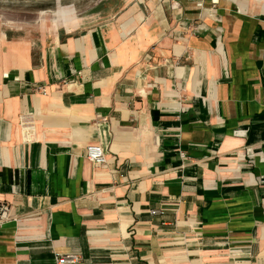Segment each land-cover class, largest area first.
<instances>
[{"label": "crops", "instance_id": "1", "mask_svg": "<svg viewBox=\"0 0 264 264\" xmlns=\"http://www.w3.org/2000/svg\"><path fill=\"white\" fill-rule=\"evenodd\" d=\"M0 200V264H264V0L1 21Z\"/></svg>", "mask_w": 264, "mask_h": 264}, {"label": "water", "instance_id": "2", "mask_svg": "<svg viewBox=\"0 0 264 264\" xmlns=\"http://www.w3.org/2000/svg\"><path fill=\"white\" fill-rule=\"evenodd\" d=\"M109 0H0V22L48 24L96 12Z\"/></svg>", "mask_w": 264, "mask_h": 264}, {"label": "built area", "instance_id": "3", "mask_svg": "<svg viewBox=\"0 0 264 264\" xmlns=\"http://www.w3.org/2000/svg\"><path fill=\"white\" fill-rule=\"evenodd\" d=\"M35 89H38L40 92L45 93V89L43 87H36ZM86 152L85 157L94 164L101 165L105 162V155L103 148L99 146L96 143H90L85 146ZM181 156L185 157V153L181 152ZM151 213H160V210L158 209H152L150 210ZM19 218L15 215H11L9 213V204L7 202H4L0 200V226L7 224V222H18ZM56 263L55 264H80L82 262V259L79 254L77 253H64L59 254L56 257Z\"/></svg>", "mask_w": 264, "mask_h": 264}]
</instances>
